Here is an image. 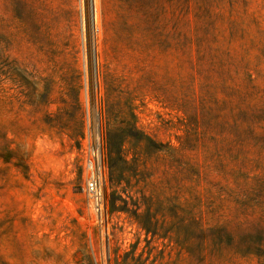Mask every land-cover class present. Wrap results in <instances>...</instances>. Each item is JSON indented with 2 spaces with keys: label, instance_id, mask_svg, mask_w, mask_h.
Here are the masks:
<instances>
[{
  "label": "rangeland",
  "instance_id": "374dc122",
  "mask_svg": "<svg viewBox=\"0 0 264 264\" xmlns=\"http://www.w3.org/2000/svg\"><path fill=\"white\" fill-rule=\"evenodd\" d=\"M94 1L95 88L86 0H0V264L186 263L133 215L154 199L163 214L171 199L181 207L201 190L165 146L182 133L176 107L193 77L186 59L195 61L194 52L183 50L169 23L161 31L147 20L135 8L142 0H130L135 7L125 13L118 0ZM239 1L264 30V0ZM251 37L240 53L252 56L264 90V46ZM147 136L163 144L159 152L151 154ZM97 146L107 172L102 221L83 195V161Z\"/></svg>",
  "mask_w": 264,
  "mask_h": 264
},
{
  "label": "trees",
  "instance_id": "16d2710c",
  "mask_svg": "<svg viewBox=\"0 0 264 264\" xmlns=\"http://www.w3.org/2000/svg\"><path fill=\"white\" fill-rule=\"evenodd\" d=\"M118 1L124 13L135 7L130 0ZM138 5L146 19H156L157 29L169 23L183 50L194 52L195 61L186 59L193 77L176 107L183 114L182 133L175 136L177 145L165 146L172 161H182L184 176L202 187L181 207L173 198L162 214L154 199L151 209L133 217L152 238L177 246L185 264H241L250 258L264 264V90L255 83L252 56L239 47L245 35H253L251 45L264 46L260 21L239 0ZM145 139L151 154L161 150L162 143ZM162 216L167 220L161 228Z\"/></svg>",
  "mask_w": 264,
  "mask_h": 264
},
{
  "label": "built area",
  "instance_id": "2783aa9c",
  "mask_svg": "<svg viewBox=\"0 0 264 264\" xmlns=\"http://www.w3.org/2000/svg\"><path fill=\"white\" fill-rule=\"evenodd\" d=\"M107 184L106 166L100 147L83 161V195L99 220H106L108 207L105 196Z\"/></svg>",
  "mask_w": 264,
  "mask_h": 264
},
{
  "label": "bare ground",
  "instance_id": "6f19581e",
  "mask_svg": "<svg viewBox=\"0 0 264 264\" xmlns=\"http://www.w3.org/2000/svg\"><path fill=\"white\" fill-rule=\"evenodd\" d=\"M86 3H87L86 4L87 5V13L85 16L87 18V21H85V22L87 23V28H89V30H88L89 31V40H88L89 57H88V62H89V69L91 70V71L89 70L91 72V80H92L91 82H92L93 88H95L96 87L95 45H96V32H97L96 27L97 26H95L93 23H94V18H96L95 17V13H96L95 9L96 8H94V6H92V0H86Z\"/></svg>",
  "mask_w": 264,
  "mask_h": 264
},
{
  "label": "water",
  "instance_id": "95a60500",
  "mask_svg": "<svg viewBox=\"0 0 264 264\" xmlns=\"http://www.w3.org/2000/svg\"><path fill=\"white\" fill-rule=\"evenodd\" d=\"M92 6H94V0H92ZM94 17V16H93Z\"/></svg>",
  "mask_w": 264,
  "mask_h": 264
}]
</instances>
